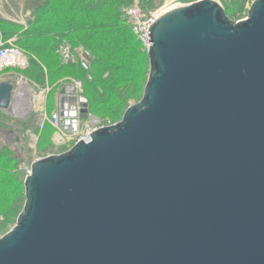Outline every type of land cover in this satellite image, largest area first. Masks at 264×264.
Wrapping results in <instances>:
<instances>
[{
    "label": "water",
    "instance_id": "95a60500",
    "mask_svg": "<svg viewBox=\"0 0 264 264\" xmlns=\"http://www.w3.org/2000/svg\"><path fill=\"white\" fill-rule=\"evenodd\" d=\"M148 32L141 99L31 162L0 264H264V0L236 23L215 0L176 7Z\"/></svg>",
    "mask_w": 264,
    "mask_h": 264
},
{
    "label": "rangeland",
    "instance_id": "374dc122",
    "mask_svg": "<svg viewBox=\"0 0 264 264\" xmlns=\"http://www.w3.org/2000/svg\"><path fill=\"white\" fill-rule=\"evenodd\" d=\"M124 1L126 2L122 3V6H129L132 3H135V1L139 2L144 12L150 13L154 18L155 15L159 16L160 14H163L173 8L190 5L202 0ZM215 1L222 7H226L225 9H227V13H225L227 17L236 23L239 21L242 22V20L246 19L249 7L254 0ZM30 3V0H26V2L25 0H0V18H6V20L3 21L11 22L8 20L10 16L18 14L19 11H22L25 14V8L30 7ZM118 6L119 5L116 4V12L118 10ZM10 20L13 19L11 18ZM20 28L23 30L27 29L24 27ZM19 32L15 31V29L10 30L8 28V32H6L7 35H0V48H16L20 54L19 56L25 62V66L23 67L24 69L11 68L3 70L2 74H4L3 77L15 86L22 81L26 82L28 87L32 89V94L29 98V108L26 111L23 109L25 112H23L22 109L21 112H12L13 108H10L9 111L0 110L2 111V113L0 112V149L4 148L3 153L6 168L9 172H13L14 177L18 182H20V185L18 186L19 198L14 199L11 203H6L8 211L6 210L3 215H0V237L13 228L16 218L23 208L25 202L23 180L25 177L26 166L29 167L31 162L35 160L43 159L48 156L60 155L68 151L73 146V140L69 143H63L60 140L59 143L54 141V131L48 125L45 116L47 114L49 115L54 110V102L56 103V95L59 92V87L56 86L58 84H55V82L61 81L60 84L62 83L63 85L64 83V87L66 83H70L68 82L70 79L81 81V84H83L84 95L90 103V107H88V114L89 116H92V118L90 117L89 119L94 128H101L109 127L120 122L126 109L139 102L142 97L149 72L148 58L146 57V60H143L144 72L138 78L136 81L137 83L134 86L128 88L123 85L117 86L115 94L111 96L110 99H107L106 97L109 94V89L105 91L104 96L93 93V99L90 100L89 98L92 96L88 95L86 92V89L91 90L90 87H87L88 83L77 78L79 76L76 73L80 72L77 70L79 66L72 65L74 67L71 68H74V70H63L60 77H57V75H54L53 73H47L45 70L46 68L43 67V63H46V60L43 59L42 64L40 62L43 58V54H40L41 50L31 46V44L23 46L22 42L20 43L18 41V37H21V35L18 34ZM76 47L83 46L79 45ZM38 55L40 56V61ZM23 103L24 101L22 104ZM87 120L88 119L85 118V123ZM4 129L13 132V134L19 138L18 145L11 146L13 144L9 145L6 142V139L3 138V134L1 133ZM6 148H10L12 152ZM15 157H17L16 160Z\"/></svg>",
    "mask_w": 264,
    "mask_h": 264
},
{
    "label": "trees",
    "instance_id": "16d2710c",
    "mask_svg": "<svg viewBox=\"0 0 264 264\" xmlns=\"http://www.w3.org/2000/svg\"><path fill=\"white\" fill-rule=\"evenodd\" d=\"M30 1L29 8L33 15L27 29L23 30L11 22L0 19V35H7L8 28L20 31L18 34L21 37H18V41L22 42L23 46L31 44L41 50L40 54H43V58L40 61L38 55L39 61L42 64V60H46L43 67L46 68L47 73L60 77L63 70H74L71 68L74 66H61L57 60L58 47L68 43L72 47L82 45L92 57L91 71L87 73L78 67L77 70L80 72L76 73L79 76L78 79L88 83L87 87L91 90L86 89V92L92 96L90 100L93 99V93L104 96L108 89L109 94L106 97L110 99L115 94L117 86L123 85L128 88L137 83L136 81L144 72L143 60H146L147 56L120 16L121 4L126 1ZM116 4L119 5L117 12ZM88 74L91 77L90 80L87 79ZM88 107H90L89 102ZM3 149H0V215L7 210L6 203L19 198L18 186L20 185L14 173L6 168ZM6 149L12 152L10 148Z\"/></svg>",
    "mask_w": 264,
    "mask_h": 264
},
{
    "label": "built area",
    "instance_id": "2783aa9c",
    "mask_svg": "<svg viewBox=\"0 0 264 264\" xmlns=\"http://www.w3.org/2000/svg\"><path fill=\"white\" fill-rule=\"evenodd\" d=\"M119 13L140 43L142 51L147 53L148 46L150 47L148 30L155 19L150 13L144 12L137 1L129 6H122ZM56 53L63 66L77 65L87 73L91 71L92 58L90 53L83 47H72L65 43L58 47ZM19 55L18 50L14 47L0 48V74H2L3 70L11 68L24 69L25 62ZM87 79H91L89 74L87 75ZM68 82L70 83H66L63 87V94L56 99L54 110L49 115H45L47 123L54 131L55 142L59 143L60 140L63 143H69L73 140L72 145H74L78 140H82L87 143L91 140L90 134L97 128L92 126L89 119L92 116L88 114V101L83 92L82 82L71 79ZM22 86L26 88V91L22 89ZM20 93H23V95L18 96ZM31 94L32 89L28 87L26 82L22 81L16 86L13 84L10 108L14 106L13 101L15 100L18 103L20 98L22 101L26 98L29 103ZM85 118L88 119L86 123ZM29 171L30 166H26L25 176L29 174Z\"/></svg>",
    "mask_w": 264,
    "mask_h": 264
},
{
    "label": "crops",
    "instance_id": "0c3cea01",
    "mask_svg": "<svg viewBox=\"0 0 264 264\" xmlns=\"http://www.w3.org/2000/svg\"><path fill=\"white\" fill-rule=\"evenodd\" d=\"M28 1V0H27ZM25 2H26V0H25ZM23 5H25V4H23ZM22 8L24 9V7L22 6ZM26 9V13L24 14L22 11H19V13L18 14H14V16H10V18L8 19L9 21H11V23L12 24H15V25H18V26H20V27H24V28H27V25H28V23L31 21V19H32V15H33V13H32V10L28 7V8H25ZM13 19V20H10V19ZM1 20H6V18H0ZM17 20V21H16ZM57 60L60 62V59H59V56H58V54H57ZM59 64H61V62L59 63ZM61 66H63L62 64H61ZM4 76V74H0V83H2V82H10V81H8L5 77H3ZM64 78V77H63ZM62 78V79H63ZM59 79V78H58ZM60 82L61 81H57V82H55V84H58V85H56L57 87H59V92H58V94L56 95V98L58 99L62 94H63V85H64V83H63V85H62V83L60 84ZM55 98V99H56ZM54 107H55V102H54ZM1 113H2V111H0ZM6 132H9V130L7 131V130H2L1 131V133L3 134V138H5L6 139V142L9 144V145H11V144H13V143H11V141H10V139H12V136L11 135H7L6 134ZM4 139V140H5ZM15 145H18V144H13V145H11V146H15Z\"/></svg>",
    "mask_w": 264,
    "mask_h": 264
},
{
    "label": "bare ground",
    "instance_id": "6f19581e",
    "mask_svg": "<svg viewBox=\"0 0 264 264\" xmlns=\"http://www.w3.org/2000/svg\"><path fill=\"white\" fill-rule=\"evenodd\" d=\"M218 3V2H217ZM169 11V10H168ZM168 11H166V12H168ZM165 12V13H166ZM165 13H163V14H165ZM163 14H160L159 16L158 15H155V20L156 19H158L161 15H163ZM25 86V85H24ZM24 86H22V89L24 90V91H26V86L24 87ZM24 93V92H23ZM23 93H20V94H18V96H21V95H23ZM20 98V97H19ZM18 98V99H19ZM14 102V106H13V111H16V112H18V111H20L21 112V109H22V111H23V109L26 111L28 108H29V103H28V100L25 98V100H24V103L22 104V100H21V98H20V100H19V102L17 103V101H13ZM25 111H23V112H25Z\"/></svg>",
    "mask_w": 264,
    "mask_h": 264
}]
</instances>
